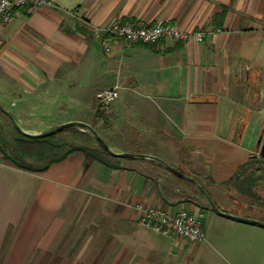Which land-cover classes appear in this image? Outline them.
<instances>
[{
    "label": "crops",
    "instance_id": "crops-1",
    "mask_svg": "<svg viewBox=\"0 0 264 264\" xmlns=\"http://www.w3.org/2000/svg\"><path fill=\"white\" fill-rule=\"evenodd\" d=\"M49 1L0 23V105L18 125L38 133L84 122L112 151L159 157L222 211L264 223L249 199L220 202L264 138V0ZM113 21L206 35L153 46L107 36L105 52L91 29ZM115 85L118 98L102 107L96 93ZM95 143L107 161L71 151L31 171L0 159V264L193 260L189 245L140 226L133 205L202 210L205 230L217 214L199 191L154 161L113 157ZM232 225L264 239L262 226Z\"/></svg>",
    "mask_w": 264,
    "mask_h": 264
},
{
    "label": "rangeland",
    "instance_id": "rangeland-1",
    "mask_svg": "<svg viewBox=\"0 0 264 264\" xmlns=\"http://www.w3.org/2000/svg\"><path fill=\"white\" fill-rule=\"evenodd\" d=\"M32 128H43L44 125L34 124ZM84 133L68 129L67 133H58L45 140L29 143L23 141L10 124L9 119L0 112V159L30 169H40L49 160L57 159L64 153L82 148L87 159L95 158L107 161V156L100 150L87 131ZM264 143V138H261ZM253 157L248 160L233 176L228 186V193L221 203L239 202L249 199L257 207L264 210V158ZM199 196V195H198ZM200 200L208 209L206 199ZM235 220L214 215V219L206 222L205 242L194 244L184 239L171 237L177 245L190 246L193 260L189 264H264V239L244 232L234 225ZM204 246L200 251L199 247Z\"/></svg>",
    "mask_w": 264,
    "mask_h": 264
},
{
    "label": "built area",
    "instance_id": "built-area-1",
    "mask_svg": "<svg viewBox=\"0 0 264 264\" xmlns=\"http://www.w3.org/2000/svg\"><path fill=\"white\" fill-rule=\"evenodd\" d=\"M53 7L49 0H0V23L12 21L16 11L25 8ZM74 12H70L73 14ZM92 34L99 39L105 52L109 51L107 36L115 37L130 44L140 43L153 46L164 39L178 42H202L205 30L182 31L174 24L155 22L142 25L132 22L113 21L104 26H93ZM118 98V86L102 89L95 99L102 107H107ZM133 208L138 213V223L145 229L165 237H177L187 242L200 244L205 242L204 218L202 210L189 211L180 208L176 211L166 210L156 205L135 203Z\"/></svg>",
    "mask_w": 264,
    "mask_h": 264
},
{
    "label": "water",
    "instance_id": "water-1",
    "mask_svg": "<svg viewBox=\"0 0 264 264\" xmlns=\"http://www.w3.org/2000/svg\"><path fill=\"white\" fill-rule=\"evenodd\" d=\"M0 112L3 113L10 121L13 129L20 135L30 138V139H37V138H46L49 136H52L54 134H57L58 132L69 128V127H78L82 130L87 131L92 138L98 143V145L109 155L113 157H118V158H134V159H142V160H150L154 161L158 164H160L164 169L167 171L175 174L176 176L190 182L199 192L200 194L206 199L208 202L211 210L217 214L218 216L229 218L235 221H240V222H245L249 224H255L264 227V223L254 220V219H249L245 217H240L237 215H233L227 212L222 211L217 207L211 196L206 192V190L193 178L186 176L170 165H168L164 160L160 159L159 157L153 156V155H148V154H135V153H129V152H114L112 151L106 144L105 142L99 137V135L96 133V131L89 126L88 124L80 121H70L63 123L61 125H58L52 129L43 131V132H38V133H29L24 131L16 122L15 118L5 109L0 105ZM257 147H258V155L260 158H264V144L261 143V139H258L257 141Z\"/></svg>",
    "mask_w": 264,
    "mask_h": 264
},
{
    "label": "trees",
    "instance_id": "trees-1",
    "mask_svg": "<svg viewBox=\"0 0 264 264\" xmlns=\"http://www.w3.org/2000/svg\"><path fill=\"white\" fill-rule=\"evenodd\" d=\"M10 124H11V123H10ZM11 126H12V125H11ZM67 129H71V128H67ZM15 133H16V134H17V135H18L23 141H25V142H29V143L40 142V141H43V140H45V139L47 138V137H46V138L30 139V138H26V137H24V136L18 134L16 131H15ZM71 151H81V152L84 153V155L87 156L86 152H85L82 148H75V149H72V150H70V151L64 153L61 157H59V158H57V159L49 160V161L46 163V165H45L44 167L40 168V169H30V168H28V167H22V166H19V165L15 164V163H14V164L17 165V166H19V167H21V168H23V169H26V170L39 171V170H43V169H45V168H46L48 165H50L51 163L63 159V158H64L69 152H71ZM199 194H200V192H199ZM200 195H201V194H200ZM207 203H208V202H207ZM208 209L211 210L209 204H208Z\"/></svg>",
    "mask_w": 264,
    "mask_h": 264
}]
</instances>
